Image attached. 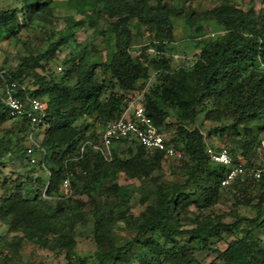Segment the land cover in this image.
Returning a JSON list of instances; mask_svg holds the SVG:
<instances>
[{"label": "trees", "instance_id": "1", "mask_svg": "<svg viewBox=\"0 0 264 264\" xmlns=\"http://www.w3.org/2000/svg\"><path fill=\"white\" fill-rule=\"evenodd\" d=\"M16 1L20 3L19 7L0 9V39L11 38L17 29L33 18L49 22L50 0L46 5L42 0ZM107 8L117 14V21L110 29L115 36L110 60L101 65L110 74L109 80L98 79V65L88 63L85 52L82 53L83 64L76 65L75 57L71 56L65 62L71 67L58 79L35 73L42 63L51 61L56 51L72 39L70 29L50 42L44 51L21 57L15 70L0 73L3 87L12 81L22 85L31 76L35 89L26 88L19 93L22 96L29 93L46 106L39 128L43 129L37 133H42V138L35 147L29 139L33 125L26 119L11 117L0 101V124L16 122L17 131L23 133L28 142L21 147L17 142L10 144L9 139L0 140V165L5 168L7 161L1 159L9 155L8 161L18 163L22 170L13 179L21 180L14 187L10 184L12 180L3 176L0 185L1 219L10 232L20 231L28 241L40 244L51 241L52 247L64 253L65 264H89L76 257L74 248L77 225L85 226L90 222L96 245L92 264H195L190 247L197 245L215 255L209 264H264L263 240L257 234L258 230L264 231V171L255 180L258 185L256 194L251 198L236 197L235 201L237 207L253 205L256 216L248 218L234 213L233 221L225 222V214L205 213L204 210L217 203L220 190L232 186L236 193H242L247 187V179L238 176L223 187L221 182L229 167L210 161L202 133L183 125L193 124L200 114L209 121L229 117L232 123L217 130L222 135L228 129L236 132L243 128V139H239L236 147L242 149L246 158L250 157L248 152L251 153L257 144L258 133L264 131V14L254 16L251 11H241L229 0H222L211 13V20L221 29L220 34L198 43L199 51L191 69H173L171 55L167 57L166 53L174 49L171 17L179 15L178 7L166 8L161 4L154 7L141 1L118 0L107 4ZM187 17L191 18V14ZM131 19L155 33L153 41L140 53L152 49L149 59L142 61L131 55L132 34L128 27ZM150 78L155 80L143 99L147 116L161 131L168 111L177 114V134L167 139V144L180 152L186 173L182 183H175L170 188L157 184L153 178L163 153L146 149L134 140L116 143L111 150L110 163H106L101 153L90 144L78 159L82 144L100 143L101 132L107 123L119 118L129 104L124 93L109 89L118 86L129 91L138 82ZM106 91L107 98H102ZM76 122L81 123L75 125ZM93 124L100 125L101 132L84 136V131ZM30 147L32 153L29 154L27 149ZM41 149L49 154L43 165ZM228 152L232 166H238L240 163L234 150ZM31 157L36 158L35 163H31ZM35 164L38 169L48 170L49 176L31 177L29 171L33 172V169L30 167ZM247 167H252L249 160ZM243 168L246 169V165ZM0 172L3 174L2 170ZM117 173H124L139 184L146 180L156 184L152 199L150 195L141 197L142 210L137 215L130 210H116L112 203L105 202L109 196L116 197L121 193L118 185L111 184L94 191V185ZM71 178L83 183L82 193L91 197L94 192L96 197L99 196L98 199L91 197L93 209L89 213L81 210L82 203L70 198L61 204L60 185L66 180L70 182ZM192 186V191H185ZM244 223L252 225L253 229L241 228ZM116 225H120L130 237L121 246L115 244ZM223 234L239 236L222 251L208 245L210 238L218 241ZM22 242V238L15 239L13 248H19ZM140 253L143 255L133 263V258Z\"/></svg>", "mask_w": 264, "mask_h": 264}, {"label": "rangeland", "instance_id": "2", "mask_svg": "<svg viewBox=\"0 0 264 264\" xmlns=\"http://www.w3.org/2000/svg\"><path fill=\"white\" fill-rule=\"evenodd\" d=\"M49 0H42L43 4ZM118 0H50L48 7L47 17L49 22L45 23L38 19H32L27 22L23 28H19L15 31V35L11 38L0 39V73H10L15 70L19 64L21 57H29L30 55H36L44 51L50 42L59 38V36L65 34L70 29L72 31V39L61 46L55 53L54 58L46 63H42V67L35 70V73L45 76H54L59 78L66 69L71 67V64L65 62L71 57H75V64L81 65L82 53L88 63L97 64L96 74L100 81L109 80L110 74L101 66L107 64L110 60V54L113 50L115 36L111 32L113 23L117 21V14L107 8V4H114ZM127 1H141L146 5L156 7L161 4L166 8L178 7V16L171 17L172 22V51H167V55H171V67H185L191 69L192 63L195 61L199 48L198 43L204 38L213 37L220 34L221 29L217 26L212 18V11L221 4L222 0H127ZM241 11H251L254 16L264 14V0H229ZM20 3L16 0H0V9H10L13 7H19ZM191 14V18L187 17ZM26 23V22H25ZM128 27L132 34L131 55L138 56L140 60L149 59L152 57V49H148L146 52L140 55L141 49L145 48L154 39V32L148 30V26L140 25L136 19L128 21ZM200 27L198 31L197 28ZM202 31V32H201ZM168 57V56H167ZM153 78L140 81L129 91H124L118 86L111 87L119 94H125L128 98V102L141 97L142 101L144 95L148 92L151 84L154 83ZM33 78L29 76L22 86L32 91L35 87L32 85ZM4 88L0 84V95L4 92ZM108 91L103 93L102 98H107ZM1 101V100H0ZM177 114L175 111H168L163 127L161 128L165 139H170L177 134ZM90 122V121H89ZM81 122H76L75 125H80ZM232 123L231 118L225 117L221 121L204 120L203 114L198 115L196 121L191 123H183V125L191 130L197 129L204 136V142L206 146L213 148H225L229 151H233L236 155L237 162L246 165L245 175L243 179H247V187L244 192L236 193L234 187H229L220 190V195L217 199V203L211 208L204 210L205 213H212V215L225 214L224 221L231 222L234 217L232 214L238 213L240 216L253 218L256 216V210L253 205H235L237 198L241 197L251 198L256 194V181L254 179V173L256 170L261 169L264 171V131L258 133V142L253 147V154L248 152V158L242 154V149L236 147V143L243 139V128L238 129L236 132L232 130H226L220 134L217 130L224 125ZM16 122L9 121L0 124V140H8L10 144H15L23 147L28 144L23 133L17 131ZM43 129V127L41 128ZM41 129L36 131V134ZM6 131H10L6 134ZM97 135L101 132V127L98 124H93L92 128L84 131V136L91 135L92 133ZM238 133V135H235ZM33 138L39 142L42 138V133H39ZM178 154L180 152L177 151ZM9 155H4L1 159L2 162H6L5 168L0 165V185L2 183L3 176L10 178L12 187L18 185L21 180L14 181L16 174L21 172V167L18 163H10L8 161ZM46 159H49L47 154ZM112 159V158H111ZM251 164V168L247 167V162ZM106 163L107 162L105 160ZM43 168V167H42ZM33 169L29 171V175L33 178L42 177L43 175L49 176L48 170ZM186 168L184 161L181 158H164L160 162V167L153 173V178L157 184L163 187L170 188L175 183H182L185 179ZM42 175V176H41ZM43 176V177H44ZM12 178V179H11ZM68 183V189L71 191L65 194L64 183L60 185L58 196L60 197L61 204L69 199L83 204L81 210L89 213L93 209L91 197H96L94 192L93 196L89 197L85 193H82L83 183L79 180H73L71 178L66 180ZM65 182V181H64ZM111 184L118 185L122 189L118 196H109L107 203H112L113 208L116 210H130V213L138 214L142 207L140 200L142 196L150 195V199L153 198V193L156 190V184L146 180L144 183L139 184L136 180H131L126 177L124 173L111 174L104 180H101L97 185H94V191L102 190L103 188L110 187ZM194 186L185 190L186 192L192 191ZM1 195V190H0ZM236 195V196H235ZM237 197V198H236ZM97 198V199H98ZM254 200V199H253ZM74 207V204H72ZM192 209V208H191ZM241 228L253 229L252 225L242 224ZM258 236L263 240L264 246V231L258 230ZM115 244L121 246L129 241L130 237L124 231H122L120 225L114 227ZM236 236H239L238 234ZM236 236L223 234L221 240L209 239L208 245L214 249L225 250L227 244L232 242ZM22 238V244L19 248L14 249L12 242ZM76 245L74 253L78 259H85L89 264L94 261V252L96 251V245L93 239L92 223H88L83 226L77 225L75 233ZM184 243L183 240H180ZM11 243V247L9 246ZM51 241H47L46 244H40L35 241H28L24 233L10 232L7 224L0 217V264H65L64 253L55 247H52ZM16 250V252H15ZM190 250L194 253L196 262L195 264H209L215 259V255L208 250L200 248V245L190 247ZM143 253L137 254L132 262L135 263ZM3 256H6L5 259Z\"/></svg>", "mask_w": 264, "mask_h": 264}, {"label": "built area", "instance_id": "3", "mask_svg": "<svg viewBox=\"0 0 264 264\" xmlns=\"http://www.w3.org/2000/svg\"><path fill=\"white\" fill-rule=\"evenodd\" d=\"M25 91V88L17 81H12L4 88L1 96V102L6 107L8 114L13 118L26 119L34 129L29 134V139L33 146L38 147L35 136L36 131L43 123L45 116V103L38 98L31 97L29 93H24L23 96L19 92ZM134 140L139 145L149 150H155L163 153L164 158H181L177 151L167 144L164 134L156 127L152 119L147 116L141 97L129 102L123 110L120 117L107 123L101 132L100 143H84L80 147V156L82 158L85 147L90 144L92 148L99 151L104 160H111V150L113 146L121 140ZM27 152L32 153V148H28ZM205 152L210 161L229 167V172L226 178L221 182L223 187L228 186L234 178L245 175V169L242 164L232 166L229 152L225 148L217 149L206 146ZM47 153L41 149L42 165L46 159ZM35 157H31V163H35ZM77 159V160H78ZM263 170H256L254 178L257 181ZM65 194L71 192L68 189L67 181L64 182Z\"/></svg>", "mask_w": 264, "mask_h": 264}]
</instances>
